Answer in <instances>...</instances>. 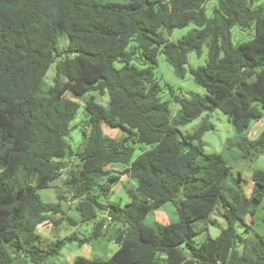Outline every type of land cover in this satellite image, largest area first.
<instances>
[{
  "label": "trees",
  "instance_id": "1",
  "mask_svg": "<svg viewBox=\"0 0 264 264\" xmlns=\"http://www.w3.org/2000/svg\"><path fill=\"white\" fill-rule=\"evenodd\" d=\"M208 1L0 0V264L20 258L45 264L60 255L64 241L45 249L37 228L63 212L66 197L59 194V202L49 204L38 192L63 175L62 159L74 155L78 166L65 186L74 193L81 220L94 222L80 243L94 242L115 226L111 238L119 249L107 260L78 257L70 264H264V236L244 238L236 228L243 223L251 229L247 218L264 200V171L254 172L255 188L247 197L228 185L231 170L221 155L204 150L203 137L214 128L209 119L193 133L181 130L221 110L239 135L243 158L264 156V131L254 141L244 138L252 122L264 118V9L247 0H218L210 17ZM190 24L194 29L177 42L167 38ZM252 25L253 38L234 44L232 30ZM62 36L69 44L60 51ZM205 46L206 64L190 73L206 95L172 90L181 106L174 115L161 98L158 55L184 79L189 54L201 58ZM136 51L143 67L131 63ZM53 64L54 85L44 94ZM68 91L109 96L108 106L94 97L87 102L85 141L76 154L68 136L80 104L66 97ZM102 123L120 128L124 137L105 136ZM138 143L148 149L134 159ZM111 164L124 170L115 174ZM121 175L137 182L138 193L125 206L104 203L101 196ZM168 203L177 209V222H144ZM218 204L226 227L196 246V222L208 219Z\"/></svg>",
  "mask_w": 264,
  "mask_h": 264
},
{
  "label": "rangeland",
  "instance_id": "2",
  "mask_svg": "<svg viewBox=\"0 0 264 264\" xmlns=\"http://www.w3.org/2000/svg\"><path fill=\"white\" fill-rule=\"evenodd\" d=\"M248 3L253 5L254 9L263 8L264 0H247ZM218 5V0H209L206 3L207 14L211 17L213 10ZM194 29V25L182 29H175L171 34H166L170 41L177 42L182 37L189 34ZM254 36V28L247 27L246 29L241 26H236L232 30V38L234 44H239L244 41L252 39ZM69 44L67 36H62L58 42V49L64 50ZM136 43H132L128 47V51L135 49ZM207 47H204V54L199 58L195 53H190L188 56V64L186 65L187 74L184 79L179 78L173 67L167 62L164 54L158 55V67L156 69L157 79L163 87L162 100L169 101L173 114L176 115L181 106L173 101L172 90L176 95L191 97L192 95H206V90L198 86L192 74L191 68L203 66L207 61ZM133 65L143 67L145 60L141 57L140 53L136 51ZM116 67L121 68L122 64L116 63ZM56 76V64H53L48 70L42 85V93H47L54 85V78ZM66 97L80 104L76 119L71 123V132L68 136V141L74 154L82 149L85 141L83 133V125L87 119L85 106L87 102L94 97V99L104 106H108L109 96L101 95L98 92H92L84 97H79L68 91ZM205 118L213 124V130L207 132L203 137L204 150L207 154H219L226 162L231 170V176L228 179V185H235V187L242 191V193L251 197L255 188L253 181V174L257 170L264 171V156L256 158L244 159L238 144L240 142L239 135L233 124L229 121L228 117L221 111L215 110L206 113L194 120L192 123L181 128L184 134L193 133L202 124ZM102 130L105 136L122 139L124 132L120 128H114L106 123H102ZM264 131V118L252 122L249 130L244 134V138L248 141H254ZM136 152L134 159L137 158L143 151L148 149L144 144H135ZM75 157L67 156L62 159L66 162V170L63 175L53 182L49 188L39 190V194L44 203L56 204L59 202L58 195L63 194L66 198L61 201L63 212L57 215H52L51 219L41 224L37 228L38 234L43 237V248L47 249L51 243L57 240H63L62 251L58 257L50 259L45 264H70L78 257L87 259L107 260L110 259L115 252L119 249L113 236L115 229L113 227L107 231L106 236L91 242L80 243V240L89 237L93 232L94 222H83L80 213L76 210L77 201L74 198V193L65 186V181L69 176L70 170L77 168V155ZM108 169L114 171L115 174H120L124 170L122 164H111ZM131 193H138L137 182L128 175H121L119 180L112 184L110 193L106 196H101V200L106 204H120L125 206L130 203L133 198ZM224 209L221 204H218L208 219L200 220L195 224L197 237L195 239L196 246H200L207 240L208 237L216 238L220 235L221 231L226 227V221L223 217ZM104 215L100 214V218ZM179 220L177 209L173 203H168L159 210L151 211L144 219L148 225H155L157 223L169 224L175 223ZM57 221V223H56ZM59 222V223H58ZM74 222V223H73ZM108 222H110L108 220ZM248 224L251 225L249 232L243 223H238L236 228L240 236L244 238H258L264 236V200L257 207V212L254 217L248 216ZM241 250V248H240ZM185 252L188 250L185 248ZM14 256L19 257L16 252ZM24 258L17 260L16 264H25Z\"/></svg>",
  "mask_w": 264,
  "mask_h": 264
}]
</instances>
